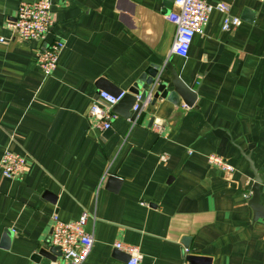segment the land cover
Returning a JSON list of instances; mask_svg holds the SVG:
<instances>
[{
    "label": "crops",
    "instance_id": "1",
    "mask_svg": "<svg viewBox=\"0 0 264 264\" xmlns=\"http://www.w3.org/2000/svg\"><path fill=\"white\" fill-rule=\"evenodd\" d=\"M37 1L0 0V161L7 150L27 161L17 179L0 168V264L61 261L54 215H87L94 244L84 264H127L116 242L139 247L140 264H264V217L250 189L258 178L264 208V3L205 0L228 4L241 24L225 31L214 10L182 57L167 18L174 0H52L47 42L65 48L47 76L38 64L46 44L9 29L19 5ZM169 66L196 91L193 107L174 94ZM156 70L150 102L144 93L129 117L114 111L110 131L94 127L99 91L128 92Z\"/></svg>",
    "mask_w": 264,
    "mask_h": 264
},
{
    "label": "built area",
    "instance_id": "2",
    "mask_svg": "<svg viewBox=\"0 0 264 264\" xmlns=\"http://www.w3.org/2000/svg\"><path fill=\"white\" fill-rule=\"evenodd\" d=\"M255 1L264 3V0ZM174 4L178 11L171 12L167 18L177 28L173 52L182 57L188 56L195 37L205 33L210 14L214 10L226 16L223 24L225 31L241 24L240 19L228 16L229 5L224 2L211 5L205 0H174ZM52 6V0H39L34 3L22 2L19 5L15 21L9 24L11 36L22 41H38L46 44L39 52L38 64L47 76H50L57 69L60 56L65 48V43L60 39L47 42V37L55 24ZM159 83L160 79L156 78L146 103L151 101L152 92ZM127 93L122 91L119 96H116L107 91H99L89 113L95 122L94 127L96 129L101 132H108L112 129L113 121L118 118L114 108ZM140 100L141 97L137 96V102L134 106L135 111L139 110L138 102ZM162 124V122L157 121L154 130L161 131ZM163 159L165 160V157ZM207 160L213 167L227 173L235 171V168L222 157L210 155ZM26 166L27 161L24 156L9 150L4 152L0 161L2 175L8 179L21 177L26 170ZM262 192L264 193V186ZM246 197L249 198L251 195ZM52 220L51 244L60 250L61 261H55L51 264H84L94 244L93 236L87 233L85 229L87 215H83L81 219L73 222H64L57 215H54ZM115 248L129 255L127 264H140L143 260V254L139 247L116 242ZM186 252L189 253V249H186Z\"/></svg>",
    "mask_w": 264,
    "mask_h": 264
},
{
    "label": "water",
    "instance_id": "3",
    "mask_svg": "<svg viewBox=\"0 0 264 264\" xmlns=\"http://www.w3.org/2000/svg\"><path fill=\"white\" fill-rule=\"evenodd\" d=\"M169 69L172 73V83L174 85V91L177 96H181L185 102L190 107H193L196 99H197V94L194 89L189 87L184 83V81L181 80L179 77L178 73L169 66ZM159 71L156 70L154 73H152L151 77L147 79L145 85L137 84L135 87H133L126 96L123 98V100L114 108V111H121L123 110L125 116H130L131 110L134 108L136 102H137V96H142L144 93H149L150 90L153 87L155 79L158 77ZM106 82V81H102ZM104 86V85H103ZM106 86V85H105ZM164 86L160 84L158 88H163ZM122 91L118 90L116 92H113L114 95L119 96ZM250 189L253 192V198H252V203L254 204L256 210H257V215L264 217V208L261 207L260 205V197H261V190H260V180L258 178L255 179V182L251 183ZM190 259H194V257H190Z\"/></svg>",
    "mask_w": 264,
    "mask_h": 264
}]
</instances>
